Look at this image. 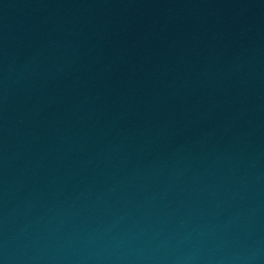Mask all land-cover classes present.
<instances>
[{
	"label": "water",
	"instance_id": "obj_1",
	"mask_svg": "<svg viewBox=\"0 0 264 264\" xmlns=\"http://www.w3.org/2000/svg\"><path fill=\"white\" fill-rule=\"evenodd\" d=\"M0 264H264V0H0Z\"/></svg>",
	"mask_w": 264,
	"mask_h": 264
}]
</instances>
